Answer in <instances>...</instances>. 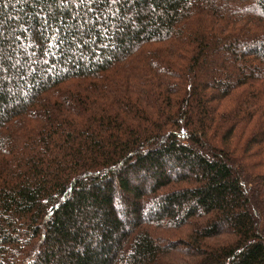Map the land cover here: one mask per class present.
Returning <instances> with one entry per match:
<instances>
[{
  "label": "trees",
  "instance_id": "16d2710c",
  "mask_svg": "<svg viewBox=\"0 0 264 264\" xmlns=\"http://www.w3.org/2000/svg\"><path fill=\"white\" fill-rule=\"evenodd\" d=\"M0 264H264V0H0Z\"/></svg>",
  "mask_w": 264,
  "mask_h": 264
},
{
  "label": "rangeland",
  "instance_id": "374dc122",
  "mask_svg": "<svg viewBox=\"0 0 264 264\" xmlns=\"http://www.w3.org/2000/svg\"><path fill=\"white\" fill-rule=\"evenodd\" d=\"M147 207H148V210H149V207H150V206H149V205H147Z\"/></svg>",
  "mask_w": 264,
  "mask_h": 264
}]
</instances>
